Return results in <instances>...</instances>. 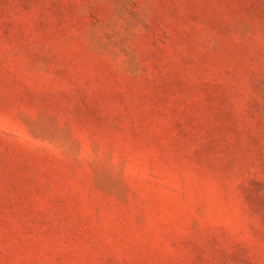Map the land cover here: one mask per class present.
Returning <instances> with one entry per match:
<instances>
[{"label": "rangeland", "instance_id": "obj_1", "mask_svg": "<svg viewBox=\"0 0 264 264\" xmlns=\"http://www.w3.org/2000/svg\"><path fill=\"white\" fill-rule=\"evenodd\" d=\"M0 264H264V0H0Z\"/></svg>", "mask_w": 264, "mask_h": 264}]
</instances>
